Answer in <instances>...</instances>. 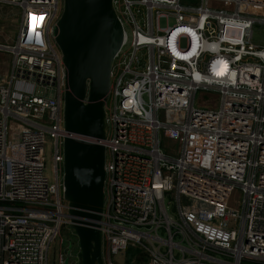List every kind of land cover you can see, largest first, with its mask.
<instances>
[{"label": "built area", "instance_id": "1", "mask_svg": "<svg viewBox=\"0 0 264 264\" xmlns=\"http://www.w3.org/2000/svg\"><path fill=\"white\" fill-rule=\"evenodd\" d=\"M5 1L22 14L14 44H0L12 57L0 78V264H48L69 227L65 69L52 38L62 0ZM199 1L112 0L123 42L99 142L102 264H264V43H252L264 0ZM199 92L217 106H197ZM163 138L180 140L177 157ZM57 264L79 258L66 247Z\"/></svg>", "mask_w": 264, "mask_h": 264}, {"label": "water", "instance_id": "2", "mask_svg": "<svg viewBox=\"0 0 264 264\" xmlns=\"http://www.w3.org/2000/svg\"><path fill=\"white\" fill-rule=\"evenodd\" d=\"M65 69L63 198L79 264H102L105 104L110 68L123 42L112 0H63L52 30ZM84 138V139H80Z\"/></svg>", "mask_w": 264, "mask_h": 264}, {"label": "rangeland", "instance_id": "3", "mask_svg": "<svg viewBox=\"0 0 264 264\" xmlns=\"http://www.w3.org/2000/svg\"><path fill=\"white\" fill-rule=\"evenodd\" d=\"M199 0H181V4L183 6H197L199 5ZM63 5V0H62ZM10 6V5H9ZM217 8H227L224 4L213 5ZM14 9L8 6L0 5V26H4V29L8 31H12L15 28V14ZM166 23L169 25L173 24V19L169 18L166 22L165 19L160 20V26L165 27ZM126 31L129 33V29L126 27ZM3 34L0 33V40H8V37L5 35V31H2ZM252 43L259 45L264 43V30L259 26H254L253 29V37ZM218 98L215 94L209 92H199L196 95L195 102L197 106L209 105L205 106L206 109H211L217 106ZM215 104V106H211ZM180 148V140L174 139H162V149L166 151V154L170 157H177ZM45 174L48 177L50 182H53V172H52V160H51V145L50 140L47 139V144L45 146ZM240 198V193L238 190H234L228 207L230 209H234L237 207V201ZM70 228L65 226L61 229L60 236L51 244L50 249L48 251V264H57V257L59 250L65 249L66 247L71 250V255L75 258L78 256V248L77 242L74 234L70 233ZM72 231V230H71ZM132 251L128 252V255H133ZM72 262V260H70Z\"/></svg>", "mask_w": 264, "mask_h": 264}, {"label": "crops", "instance_id": "4", "mask_svg": "<svg viewBox=\"0 0 264 264\" xmlns=\"http://www.w3.org/2000/svg\"><path fill=\"white\" fill-rule=\"evenodd\" d=\"M0 5L1 6H8V7H12L14 9V14H15V28H13L12 31H8L4 29L3 23L2 26H0V33L3 34V30L5 31V35L8 37V40H0V44H6V45H12L14 44L15 40H16V36H17V31H18V22L19 19L21 17L22 14V10L16 6V5H12L7 3L5 0H0ZM10 5V6H9ZM11 60L12 57L10 54L5 53V52H0V78L5 77L9 74L10 69H11ZM3 64V65H2ZM4 75H3V74Z\"/></svg>", "mask_w": 264, "mask_h": 264}, {"label": "bare ground", "instance_id": "5", "mask_svg": "<svg viewBox=\"0 0 264 264\" xmlns=\"http://www.w3.org/2000/svg\"><path fill=\"white\" fill-rule=\"evenodd\" d=\"M3 65V64H2ZM1 74V73H0ZM3 74V73H2ZM4 75V74H3Z\"/></svg>", "mask_w": 264, "mask_h": 264}]
</instances>
